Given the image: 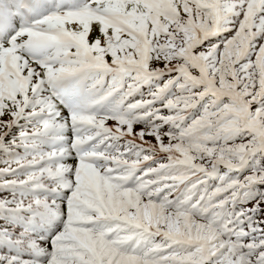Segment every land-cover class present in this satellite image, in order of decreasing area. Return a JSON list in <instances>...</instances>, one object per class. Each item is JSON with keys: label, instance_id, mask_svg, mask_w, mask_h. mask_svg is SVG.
Listing matches in <instances>:
<instances>
[{"label": "snow or ice", "instance_id": "6c2138e0", "mask_svg": "<svg viewBox=\"0 0 264 264\" xmlns=\"http://www.w3.org/2000/svg\"><path fill=\"white\" fill-rule=\"evenodd\" d=\"M0 264H264V0H0Z\"/></svg>", "mask_w": 264, "mask_h": 264}]
</instances>
